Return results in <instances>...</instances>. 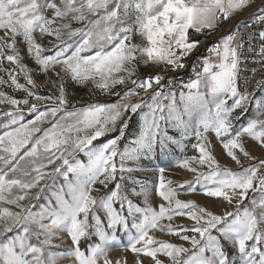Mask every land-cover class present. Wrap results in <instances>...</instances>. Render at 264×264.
<instances>
[{
	"label": "snow or ice",
	"instance_id": "obj_1",
	"mask_svg": "<svg viewBox=\"0 0 264 264\" xmlns=\"http://www.w3.org/2000/svg\"><path fill=\"white\" fill-rule=\"evenodd\" d=\"M254 3L0 0V88L6 85L25 94L20 99L0 90V105L10 106L0 112V127L5 129L0 134V264H58L62 258L71 259L73 264H128L126 258H109V237L98 210L104 212L107 228L121 227L129 233L126 248L135 254L133 264H145L141 256L149 258V264H264V159L253 156L241 140L250 137L264 148V119H251L235 134L231 123L236 109L248 111L249 93L240 92L238 84L243 52L258 50L264 64V30L245 33L233 25V30L209 50L211 57L203 59L196 78L183 85L187 91H174L173 80L165 85L160 74L185 67L184 59L200 44L198 39H189L190 30L210 34ZM259 9L264 13V0H260ZM252 15L256 23L264 25V14ZM37 33L41 39L54 37L49 41L53 54H44L46 49L37 42ZM26 60L33 61L40 72L54 73L50 80L57 94H37L38 84ZM141 69L155 74L143 75ZM69 82L84 87L90 84L118 100L69 110ZM257 84L264 90V81ZM133 97L138 99L134 102ZM233 97L234 103L227 107V99ZM40 102L46 104V110L39 111ZM21 106L36 113L27 123L23 122ZM258 108L264 109V102H258ZM129 114H139V128L121 148ZM44 124L49 126L42 128ZM164 124L176 128L185 139L191 128L196 140L191 148L198 155L177 160L176 166L195 175L175 187L172 180H166L165 169H159L155 193L161 202L154 207L149 189L133 174L137 169L127 165L152 154L157 144L163 150L166 142L179 143L163 131ZM113 130L118 135L93 147V141ZM210 132L237 168L221 165ZM85 149L87 165L70 162L69 157ZM241 157L254 163L245 165ZM204 166L209 171H200ZM57 177L63 178L60 188L47 204L33 211L37 206L33 201H39L50 187L47 181L55 182ZM109 184L113 187L107 193L93 195ZM185 186L191 192L199 186L203 196L235 203L236 210L217 214L193 199H179L177 189ZM129 190L143 198V207L133 204ZM125 204L128 216L134 217V234L121 214ZM174 217H187L194 223L190 228L174 224ZM92 227L101 243L85 253L81 240ZM156 231L190 242L195 251L185 257L188 248L158 238ZM61 234L71 240L63 253L54 251Z\"/></svg>",
	"mask_w": 264,
	"mask_h": 264
},
{
	"label": "rangeland",
	"instance_id": "obj_2",
	"mask_svg": "<svg viewBox=\"0 0 264 264\" xmlns=\"http://www.w3.org/2000/svg\"><path fill=\"white\" fill-rule=\"evenodd\" d=\"M260 13V12H259ZM246 21V19H243L242 22ZM78 26V25H76ZM220 28V27H219ZM3 33H0L2 35ZM73 39H78L74 37ZM49 41H54V37H48L45 36L43 39L40 38L39 34L37 33V42L42 44V46L46 49L45 55H51L53 54V50L49 51V49L52 48V45H50ZM71 43V41H68ZM90 54V53H87ZM25 63L28 64L29 68L32 69L33 78L36 80L38 84V88L35 89L38 95L46 96V95H55L57 94L56 88L53 85V83L50 80V77L54 78V73H43L38 70V66L34 64L31 60H26ZM141 73L143 75H147L149 73L154 74L151 69H141ZM21 83H24L23 79L20 80ZM68 92L70 95L71 104L69 105V110L72 109L74 106L75 108L79 109L89 103H113L118 100V97L116 96H110L106 94H102L98 89L93 88L90 84L87 87L79 86L72 84L69 82L67 85ZM0 90L6 91L9 95H13L16 98H24L25 94L23 92H18L13 90L12 88L7 87L6 85L3 88H0ZM117 90H120L119 88ZM143 98L145 100L148 99L146 95L141 93ZM138 98L133 97L132 100L135 102ZM236 98H230L227 99V107H231L234 103V100ZM32 102H36L32 100ZM258 102H264V91L263 92H257L253 94L249 98V103L247 105L248 111L246 113L243 112L242 109H236L233 113V117L231 118L232 123V132L235 134V132L240 131L243 127L247 126L249 121L251 119H264V109L258 108ZM10 106L7 105H0V112L5 110L6 108H9ZM24 107V106H21ZM39 111L46 110V104L44 102H40L38 104ZM147 109H145L146 111ZM24 115V123H27L28 120L33 119L36 113H29L27 108L24 107L23 110ZM130 119H128L129 127L126 130V136L125 141H121V148H123L124 143L128 140H131L133 135L138 131L139 128V120L140 116L137 115H131ZM236 116H239V119H235ZM184 119L187 121L189 120V117L185 116ZM193 121H195L196 116H193ZM0 123H2V117H0ZM49 125L44 124L42 125V128H47ZM162 129L164 132L167 133L168 136H171L174 138L175 141L179 143L174 142H166L165 147L163 150H161L160 145L157 144L155 151L152 154H149L147 156L141 157V159L135 163L129 162L127 166L134 167L137 169L136 172L133 174L142 182L145 183L146 187L149 189L151 195H150V202L155 207L157 206L161 201L160 197L156 195L155 193V187L159 183V169L164 168V176L166 180H172L174 182L173 186L175 187L176 184L184 183L185 181H191L194 179V173L187 171L185 169H182L178 166H176V162L178 159H182L183 156L188 155H198V153L195 152L191 148V145L196 142L194 135L191 134V128L189 129V136L188 138H184L180 131H178L176 128L171 127L167 124L162 125ZM5 129L3 127H0V134ZM37 136L40 135V133L36 134ZM118 135L117 130L110 131L106 133L105 135L99 137L97 140L93 141V147H99L102 144L108 142L111 138ZM209 139L212 142L214 154L216 155L217 159L220 161L222 166L230 167V168H237L238 165L235 164L234 161L231 160V158L227 157L225 154L221 144L219 141L215 138V133L210 132L208 133ZM242 142L245 144L246 150H248L253 156L257 157L258 159H264V148H260L255 141H253L250 137L243 136L241 138ZM186 146V147H185ZM183 149V151H182ZM87 149L85 151L80 152L77 151L74 153L73 156L69 157V160L71 163L80 162L84 165H87L89 163V158L87 156ZM242 163L247 165L250 163H254V161H250L248 159H245L241 157ZM60 161H57V164H59ZM193 167H197V165L193 164ZM50 170V169H49ZM200 171L207 172L209 169L207 166H204L200 168ZM71 178V174H70ZM42 184L45 183L44 181L41 182ZM47 183L50 185V187L45 189L44 194H42L39 201H33L37 206L33 208V211L39 210V205L47 204L48 199L52 198V193L54 191H57L61 184L63 183L62 177H57L55 182L47 181ZM96 187L100 188L101 186L97 185ZM113 187L112 184L108 185V188H101L100 192H93V195L99 197L102 194H105ZM139 190V189H137ZM35 192L36 190H32ZM178 198L182 200H188L193 199L201 206H207L210 208V210L216 212L217 214H223L225 211H235L236 205L233 203L232 205L227 204L226 202H223L222 200H212L210 198H207L203 196L202 189L197 186L196 192H191L188 190L187 186L184 188H178ZM129 196V199L132 200L133 204L136 206L143 207V198L140 196H134L131 194L130 190L127 193ZM258 195V194H257ZM248 201L246 200L244 202L245 205H247ZM118 211H120L119 204L115 205ZM127 205L125 204L124 210L121 212L122 215L127 217L128 224H129V230L132 234L135 233V229L132 228V223L134 220V217L128 216V213L126 211ZM97 214L101 217V220L104 224V229L108 233V241L106 243V247L108 248V255L109 258L113 261H123L125 258L127 259L128 264H133L135 259V254L126 246L129 244V233L126 232L123 228L117 227L115 229H109L107 228V218L102 210H98ZM90 224L94 225V221L90 218ZM138 222V220H137ZM164 223H167L165 221ZM174 224H181L186 227H191L194 223L193 221L189 220L187 217H174ZM89 235L85 238H82L81 240V250L85 251L87 253V250L90 246H93L97 243H101L99 240V237L95 234V228L92 227L89 229ZM188 235H196L194 233L188 232L186 233ZM215 235V232H213ZM8 235H12V233H9ZM155 235L160 239H165L173 243L182 244L184 247L188 248L190 251L189 253H185L184 256L187 257L188 255H191L195 249H193L190 242L179 240L175 236L166 235L164 233H161L159 231L155 232ZM197 239H199V236L197 235ZM55 243L59 246L57 249H54V251H58L60 253L65 252L69 247L71 246V240L69 237H67L66 234H61V239L55 241ZM141 259L145 261V264H149V258L141 256ZM161 259H166L165 257L161 256ZM58 264H73V261L68 258H62L58 261Z\"/></svg>",
	"mask_w": 264,
	"mask_h": 264
},
{
	"label": "built area",
	"instance_id": "obj_3",
	"mask_svg": "<svg viewBox=\"0 0 264 264\" xmlns=\"http://www.w3.org/2000/svg\"><path fill=\"white\" fill-rule=\"evenodd\" d=\"M260 5V0H255ZM259 10V6H258ZM244 24L241 27V31L247 33L248 31L258 32L264 30V25L255 22V16L245 18ZM247 25V27H245ZM223 29L218 28L210 34L205 33L196 34L192 30L189 32V39H198L200 41L199 46L188 57L184 59L185 67L177 72H161L164 76L163 84L167 85L169 79L173 80L172 89L174 91L184 90L183 85L187 84L190 80L196 78V73L201 69L202 61L206 57H211L210 49L216 44L220 43ZM253 47L258 49V44L253 43ZM246 57V59H244ZM240 79L238 81L240 92L247 91L249 98L257 93L263 92L261 87H258V81H264V64L260 62V56L257 51L243 52L241 65H240ZM256 69L255 72L252 69ZM155 74V73H154ZM151 91V90H150Z\"/></svg>",
	"mask_w": 264,
	"mask_h": 264
},
{
	"label": "crops",
	"instance_id": "obj_4",
	"mask_svg": "<svg viewBox=\"0 0 264 264\" xmlns=\"http://www.w3.org/2000/svg\"><path fill=\"white\" fill-rule=\"evenodd\" d=\"M258 6H259V3L256 1L251 8H248V9L244 10L243 12L239 13L238 15H235L229 21H227L224 24H222L220 26V28L223 29V33H222L221 38L226 33H228V32L233 30V28H232L233 25H237L240 28V30H241V27L244 24V22H242V20L247 18V17L254 16V15H252L254 12L257 13V14H264V13H259L260 9L258 10Z\"/></svg>",
	"mask_w": 264,
	"mask_h": 264
}]
</instances>
